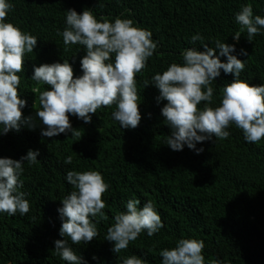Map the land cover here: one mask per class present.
<instances>
[{
  "label": "trees",
  "instance_id": "1",
  "mask_svg": "<svg viewBox=\"0 0 264 264\" xmlns=\"http://www.w3.org/2000/svg\"><path fill=\"white\" fill-rule=\"evenodd\" d=\"M14 5L7 19L23 31L38 37L34 53L26 54L24 72L19 73L18 91L27 100L23 115L40 108L39 93L48 86L31 79L34 66L69 59L74 76L81 75L80 60L86 55L80 45L65 48L60 33L66 26V10L75 8L93 11L97 18L122 16L152 32L158 48L145 69L136 75L142 119L136 128H121L111 113L115 106L103 107L84 123L70 115L80 135L54 138L41 136V121L34 130L21 126L0 135V157L20 159L28 150L38 149L39 163H24L22 189L30 195V211L26 215L0 213V264H67L55 253V240L63 239L59 230L62 221L58 208L73 189L66 181V172L99 171L109 190L103 194L106 219H99V236L88 244L70 246L87 264H121V258L137 255L147 264H162L161 249L173 248L182 238H197L205 242L206 264H264V139L259 144L244 140L241 129L229 126L227 139L198 143L204 151L196 154L187 146L173 151L164 144L170 127L164 122L157 103L159 90L152 85L144 88L156 72H162L172 62H182V52L200 33L209 46L219 39L235 44L238 58L246 60L241 78L251 84L264 83V34L252 42L246 30L239 42L233 33L239 30L235 14L242 5L251 4L254 15L264 16V0H11ZM247 51V56L241 54ZM219 54V50H217ZM226 60V57H221ZM234 79L225 74L213 82L218 97L220 88ZM203 104V102H202ZM200 107V106H198ZM73 163L66 165V156ZM143 204L152 201L161 215L164 227L152 237L142 233L118 255L113 242L105 239L114 216L126 211L129 199ZM93 256L98 259L94 260Z\"/></svg>",
  "mask_w": 264,
  "mask_h": 264
},
{
  "label": "clouds",
  "instance_id": "2",
  "mask_svg": "<svg viewBox=\"0 0 264 264\" xmlns=\"http://www.w3.org/2000/svg\"><path fill=\"white\" fill-rule=\"evenodd\" d=\"M13 7L11 0H0V135L19 131L22 125L34 130L38 127L35 117L41 121L42 137L80 135L70 115L91 123L92 114L98 109L112 106L115 110L111 116L121 128L138 127L142 113L136 75L147 67L159 43L153 40L150 30L141 28L130 18L98 19L91 10L67 9L66 26L60 35L65 48L80 45L85 49L86 55L80 60L82 74L74 76L69 59L34 66L31 79L48 87L43 91L39 87L32 90L39 93L40 108L35 110L34 116H25L22 110L27 107V100L21 98L18 91L21 83L18 74L24 72L26 54L34 53L37 48L38 37L7 19ZM235 23L239 25V30L233 33L237 42L245 30L249 42L256 35L264 34V16L254 15L251 4L241 6L235 14ZM197 41L203 45V51L199 47L186 48L182 62H172L144 81V88L152 85L159 90L158 104L166 101L161 115L171 133L164 144L173 151H182L187 146L200 154L204 148H197L198 143L227 139L231 125L242 130L246 142L259 144L264 139V83L255 85L241 78L247 59L234 54L235 44L216 39L212 47L200 33L193 35L190 43ZM241 54L247 56V51L241 49ZM221 70L232 74L234 79L225 83L218 97H214L213 82L221 76ZM39 155L38 149H30L20 159L0 157V213L10 216L17 212L22 216L29 213L27 196L30 194L22 190L21 176L24 163L38 164ZM63 163L71 165L73 157L66 156ZM66 181L73 190L61 200L62 206L58 208L62 221L59 233L63 239L55 240V253L67 264H87L76 254L69 240L72 244H88L99 236L97 218H107L102 196L110 185L96 170H68ZM140 204L139 199H129L126 211L118 212L107 229L105 239L113 242L112 251L116 255L142 233L152 237L164 227L152 201H147L143 207ZM204 247L201 239H179L175 247L161 249L162 264H206ZM93 259L98 258L93 256ZM121 264L147 262L131 255L122 257ZM210 264L220 262L213 260Z\"/></svg>",
  "mask_w": 264,
  "mask_h": 264
}]
</instances>
